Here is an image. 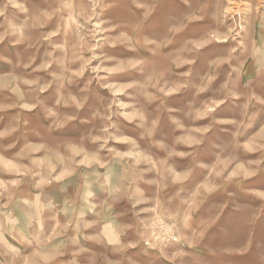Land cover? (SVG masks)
<instances>
[{"label":"rangeland","instance_id":"obj_1","mask_svg":"<svg viewBox=\"0 0 264 264\" xmlns=\"http://www.w3.org/2000/svg\"><path fill=\"white\" fill-rule=\"evenodd\" d=\"M0 264H264V0H0Z\"/></svg>","mask_w":264,"mask_h":264}]
</instances>
